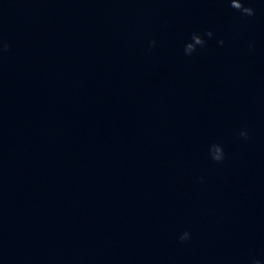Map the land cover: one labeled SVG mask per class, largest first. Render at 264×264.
Here are the masks:
<instances>
[{
  "label": "clouds",
  "instance_id": "9594fccd",
  "mask_svg": "<svg viewBox=\"0 0 264 264\" xmlns=\"http://www.w3.org/2000/svg\"><path fill=\"white\" fill-rule=\"evenodd\" d=\"M230 7L232 9H235L242 16L252 17L255 15V9L251 6H246L245 0H230ZM204 36H207L208 38H212L213 32L209 30V31H206L205 33H203V35H201L199 33H193L191 35L190 42L186 43L184 46L185 55H192L194 52L197 51L198 47H200V48L205 47L207 42L204 39ZM218 43L220 45H223L224 41L219 40ZM154 45H155V41L150 42V46H154ZM8 47H9L8 44L0 43V51L7 50ZM249 47L251 48L252 45H249ZM240 136L247 139V132L242 131L240 133ZM213 148L215 149L214 152L211 151V149H213ZM210 155H211V158L217 163L222 162L225 158V153H224L223 147L218 145V144H213L210 147ZM189 239H190V233L188 231L183 232L179 236L180 242H185ZM251 264H261V262L258 259H253L251 261Z\"/></svg>",
  "mask_w": 264,
  "mask_h": 264
}]
</instances>
